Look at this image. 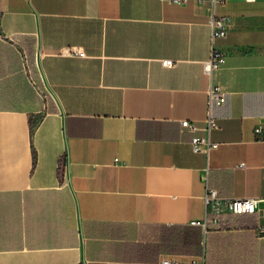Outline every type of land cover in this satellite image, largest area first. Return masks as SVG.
I'll return each instance as SVG.
<instances>
[{
  "label": "crops",
  "instance_id": "obj_1",
  "mask_svg": "<svg viewBox=\"0 0 264 264\" xmlns=\"http://www.w3.org/2000/svg\"><path fill=\"white\" fill-rule=\"evenodd\" d=\"M210 188L264 194V0H0V264H264V218L189 224Z\"/></svg>",
  "mask_w": 264,
  "mask_h": 264
},
{
  "label": "built area",
  "instance_id": "obj_2",
  "mask_svg": "<svg viewBox=\"0 0 264 264\" xmlns=\"http://www.w3.org/2000/svg\"><path fill=\"white\" fill-rule=\"evenodd\" d=\"M175 3H183L185 0H171ZM213 4H224L228 0H210ZM246 2H254L255 0H244ZM212 38L225 37L230 26V20L227 17H217L212 14L209 20ZM62 55L66 56H80L84 57L83 50L77 47H66L61 51ZM225 60V54L218 49H213L211 59L203 63V70L207 75L215 69L220 68ZM162 65L165 67H172L174 62L172 60H163ZM210 98L215 100L217 104H221L224 100L223 93L218 86H211L209 90ZM180 125L183 129L191 132H196L199 129L203 130V135H194L191 138V147L194 152H203L208 154L210 151L216 149L219 144L213 142L210 137V131L218 127L217 122L209 117L204 126L199 128L195 123L189 120H182ZM261 127L255 128L257 134L261 133ZM239 166H244L243 163ZM209 218L197 219L189 222L191 226L206 227L207 223L210 225L219 224L220 216L222 214L242 215V214H256L259 219L264 218V194L260 196L244 197V198H228L221 197L216 189L210 188L204 198ZM259 233L264 236V225L260 226ZM160 264H180L177 259L162 258ZM192 264H202L201 261H192Z\"/></svg>",
  "mask_w": 264,
  "mask_h": 264
},
{
  "label": "trees",
  "instance_id": "obj_3",
  "mask_svg": "<svg viewBox=\"0 0 264 264\" xmlns=\"http://www.w3.org/2000/svg\"><path fill=\"white\" fill-rule=\"evenodd\" d=\"M35 124V123H34ZM34 124L33 125H31L32 127H34ZM60 165H61V163H60ZM59 167H61V166H59Z\"/></svg>",
  "mask_w": 264,
  "mask_h": 264
},
{
  "label": "rangeland",
  "instance_id": "obj_4",
  "mask_svg": "<svg viewBox=\"0 0 264 264\" xmlns=\"http://www.w3.org/2000/svg\"><path fill=\"white\" fill-rule=\"evenodd\" d=\"M163 258H165V257H163Z\"/></svg>",
  "mask_w": 264,
  "mask_h": 264
}]
</instances>
